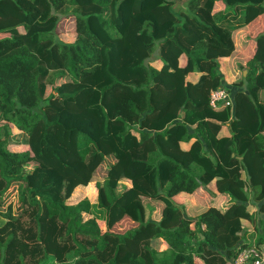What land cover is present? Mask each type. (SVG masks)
Segmentation results:
<instances>
[{
  "label": "trees",
  "instance_id": "trees-1",
  "mask_svg": "<svg viewBox=\"0 0 264 264\" xmlns=\"http://www.w3.org/2000/svg\"><path fill=\"white\" fill-rule=\"evenodd\" d=\"M262 12L264 0H0V264H223L263 246L243 219L248 202L264 210V31L236 82L220 69ZM70 14L61 52L55 27ZM219 85L233 86L232 107L209 104ZM214 179L224 204L191 216L172 198ZM92 181L97 201L68 202ZM123 217L134 224L118 229Z\"/></svg>",
  "mask_w": 264,
  "mask_h": 264
},
{
  "label": "crops",
  "instance_id": "crops-1",
  "mask_svg": "<svg viewBox=\"0 0 264 264\" xmlns=\"http://www.w3.org/2000/svg\"><path fill=\"white\" fill-rule=\"evenodd\" d=\"M264 31V12L258 14L252 21H250L247 25V27L244 30H241L240 32L236 31L233 34V40H234V51L229 56L221 57L220 60L224 62L223 65H225L226 71L228 72V77H226L222 72V66L220 64V69L223 74V77L225 76V81L227 83H232L237 81V69L236 67V61L237 59H243L244 61L248 60L256 46L255 37L260 33ZM249 35L250 39L248 40V45L245 49H243L242 43L243 41H247L246 36ZM180 63L183 64L185 62V55L181 54L179 57ZM159 61V65H161V59L156 58L153 59V62ZM152 62V63H153ZM233 69V70H232ZM242 73L245 74L246 70L243 69ZM188 77L192 79L193 81L196 80L197 74L195 72H191L188 74ZM231 89H233V86H229V92L231 94ZM222 133L223 134H229L231 131L230 128V120H226L222 122ZM195 140V137H192L190 141H181V146L185 147L191 143V141ZM126 185L129 184L128 181L124 182ZM78 187H83L85 185L79 184ZM87 186V185H86ZM172 198L177 201L178 203H182L186 206V213L191 216H195L199 213H201L205 208L208 206L209 202L213 200V202H217V204L221 205L224 204L227 200L226 195L220 193L215 184V179L212 180L207 188H200L193 193H188L185 191H178L175 194L172 195ZM259 203H251L248 202V208L253 214V218L251 219H243V225L248 232L245 234L246 238L248 239H255L258 235V232L261 234H264V210H259ZM250 236V237H249ZM261 246L264 249V244ZM224 264H233L231 259L227 260Z\"/></svg>",
  "mask_w": 264,
  "mask_h": 264
},
{
  "label": "rangeland",
  "instance_id": "rangeland-1",
  "mask_svg": "<svg viewBox=\"0 0 264 264\" xmlns=\"http://www.w3.org/2000/svg\"><path fill=\"white\" fill-rule=\"evenodd\" d=\"M218 5H219V3H218ZM218 5L216 6L217 8H218ZM72 8H74V7H72ZM74 18H75L74 14H70L69 16H66V17L61 18L57 22V24H56L55 30H56V33H57L58 38L60 40V51L61 52L65 51V50H68L69 51L72 48V46H74L73 43H74V40H75V37H76V32H75V19ZM77 60L80 61V59H77ZM83 61H84L83 64H82V60H81V62H79V64H80L81 67H82V65L83 66L84 65L87 66L86 67L87 69H85V70H87V72H88V70H91L94 67V65L96 64V59H95L94 56L84 57L83 58ZM153 63L155 65H159L160 64L159 61L153 62ZM220 64H221V66L224 64V62L222 61V59L220 60ZM67 67H68V68H66L67 70L71 68V66H70L69 63H67ZM222 67H223L222 68V72H224L223 74L226 77H228L227 76L228 75V72L226 71L225 65H223ZM235 68L237 69V72L238 73L241 71V68L238 65ZM82 72L83 71H81L80 73H82ZM238 73H237V76H238ZM225 76L223 77L224 79H225ZM47 91H48V89H47ZM179 118H181V116L179 114L176 115V116L172 115L166 121L167 123H164L162 125H159L156 128H164L166 126V128H169L170 129L171 128L170 126L172 125V122H174L175 120H178ZM229 118H230V110L227 113L226 119H223V120H229ZM12 130L13 131H16L17 129H16L15 126H12ZM180 134H181V131L180 132H177V135L176 136L179 137ZM211 144H212V142H210V145ZM9 148L10 149H13V150H25L28 147L25 146V144H23V143L11 141L9 143ZM209 148H211V147H209ZM212 148H214V147H212ZM196 150L198 152H200L201 149H200V147H198ZM32 167H33V163L31 161H29L25 165V170H29ZM99 174H100V171H99ZM84 196H87L92 202L98 200V190L95 187L94 181H92L87 186L86 185L83 186V187L76 186L73 189L70 197L68 198V202H72V203L73 202H76L78 199H80V198H82ZM154 217L155 218H159L160 215L158 213H154ZM99 224H100L101 230H103L104 229L103 222L102 221H99ZM132 224H134V222L131 219H129L128 217H123L119 222H117L116 227L118 229H125V228L131 226ZM218 261L219 260H216V262H218Z\"/></svg>",
  "mask_w": 264,
  "mask_h": 264
},
{
  "label": "built area",
  "instance_id": "built-area-1",
  "mask_svg": "<svg viewBox=\"0 0 264 264\" xmlns=\"http://www.w3.org/2000/svg\"><path fill=\"white\" fill-rule=\"evenodd\" d=\"M209 104L213 108L232 107L233 101L229 90L222 85L212 88L209 93ZM231 261L233 264H264V249L252 243L238 249Z\"/></svg>",
  "mask_w": 264,
  "mask_h": 264
}]
</instances>
